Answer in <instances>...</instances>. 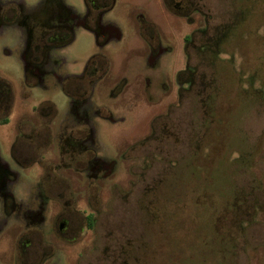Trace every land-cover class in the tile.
I'll return each mask as SVG.
<instances>
[{
	"label": "rangeland",
	"instance_id": "374dc122",
	"mask_svg": "<svg viewBox=\"0 0 264 264\" xmlns=\"http://www.w3.org/2000/svg\"><path fill=\"white\" fill-rule=\"evenodd\" d=\"M24 1L36 5V0ZM68 1L85 11L81 0ZM205 1L207 36L238 15L229 39L233 45L222 46L215 56L210 50L189 49L190 64L204 77L195 78L179 96L172 79L184 64L185 51L173 46V37L178 40L188 30L179 19L158 20L165 34L173 36L163 38L173 47L161 62L170 85L165 93H146V75L159 73L149 67L150 53L136 31L130 0H119L109 15L121 30L122 38L112 40L117 45L102 47L91 33L77 29L63 51L72 72L81 71L94 55L103 59L102 86L93 102L114 114L113 121H102L99 137L104 156L118 167L108 179L81 184L74 177L69 181L73 195L51 196L65 206L61 218L70 220L68 238L85 225V217L66 204L92 208L96 223L68 242L59 239L58 225L57 235L49 230L54 222L47 220L38 238L50 248L40 254V264H264V0ZM20 44L18 33L0 32V90L10 83L16 103L28 109L38 103V89L23 85ZM124 78V90L113 96ZM49 89L42 99L54 106V125L72 106L59 88L51 84ZM69 117L68 123L74 122ZM7 126L0 121V155L5 159L13 136ZM26 147L30 150L31 144ZM52 152L47 148L39 155L46 160ZM21 172L29 188H37V162ZM60 176L44 175L45 187L61 192L67 184ZM23 231L20 221H12L0 234V264L17 262L16 241ZM31 239L23 240V253L34 261L39 248Z\"/></svg>",
	"mask_w": 264,
	"mask_h": 264
},
{
	"label": "flooded vegetation",
	"instance_id": "af4514ba",
	"mask_svg": "<svg viewBox=\"0 0 264 264\" xmlns=\"http://www.w3.org/2000/svg\"><path fill=\"white\" fill-rule=\"evenodd\" d=\"M81 1L86 6L83 12L77 11L68 0H36L35 6L28 5L24 0H0V32L18 33L21 36L18 51L24 67L23 85L38 89V103L28 109L24 103H16L10 83H7L4 91L0 90V121L2 125H8L7 128L13 134L9 139L8 158L0 155V234L12 221H20L25 230L16 241L15 264H40V254L50 248L38 238L40 228L47 220L55 225L53 228L50 226L49 230L56 233L58 225L59 239L68 242L83 227L93 230L96 214L92 208H77V205L66 204L72 211L83 212L85 217V225L68 238L66 235L70 220L61 218L65 206L51 196L66 195L68 192L73 195L69 181L73 182L74 177L81 184L85 181L88 183L108 179L118 167L115 161L104 156V147L99 137L102 121H113L114 114L93 102L99 86H102L105 72L103 59L101 55H94L87 60L81 71L72 72L68 70L71 62L69 56L63 51L74 41L77 29L91 33L102 47L117 45L112 40L122 38L121 30L116 19L109 15L113 13L119 0ZM129 3L134 8L133 23L136 31L150 53L149 67L159 73L157 76L152 74L145 77L146 93L149 96L153 94V90L165 93L170 88L161 62L165 53L173 48L171 44L166 45L163 38L172 36V33L165 34V30L160 27L162 24L158 22L161 18L171 16V23L179 19L188 26L180 39L172 36L176 40L173 46L182 47L185 51L184 64L176 68L172 79L177 84L178 96L181 91H188L196 83L195 78L200 80L204 77V72L198 71L196 74L194 66L190 64L189 49L204 53L212 49L219 50L223 45H233L229 39L232 37V30L238 25V15L229 23L215 26V33L207 36L209 27L206 25L205 0H130ZM236 3L232 2L234 8ZM203 61L204 59L201 64ZM125 83L126 78L117 84L112 95L117 97L124 90ZM51 84L69 98L72 109L70 108L68 115L73 117L74 122L68 123L71 117L66 120L68 115H64L62 120L52 125L56 115L54 106L42 99L45 91H50ZM22 97L27 99L28 95L23 92ZM26 144H31V151ZM139 146L140 139L136 144V151ZM47 148L53 152L46 160H42L39 152ZM136 151L133 160L137 159ZM35 162L39 168V176L37 188H33L35 194L30 197V190L33 189L25 183L21 171ZM51 173L63 175L60 179L67 185L61 192L45 187L43 177L45 175L51 178ZM51 211H55L53 216L48 214ZM28 236L32 237L31 245L39 248L35 253L38 258L34 261L23 253L27 249L23 240Z\"/></svg>",
	"mask_w": 264,
	"mask_h": 264
},
{
	"label": "trees",
	"instance_id": "16d2710c",
	"mask_svg": "<svg viewBox=\"0 0 264 264\" xmlns=\"http://www.w3.org/2000/svg\"><path fill=\"white\" fill-rule=\"evenodd\" d=\"M244 22H246V20L244 21ZM243 22V23H244ZM242 26V25H241ZM241 26H240V28H241ZM224 46V45H223ZM211 51V53H212V55H214L215 56V52H216V54H217V52L218 53H221V51H219L218 49L216 50V49H212V50H210ZM254 79H255V77H254V75H252L251 77H250V81H251V83H252V85H253V83H254Z\"/></svg>",
	"mask_w": 264,
	"mask_h": 264
}]
</instances>
